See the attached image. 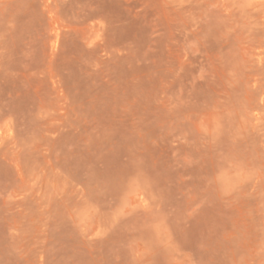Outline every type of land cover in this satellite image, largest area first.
Returning a JSON list of instances; mask_svg holds the SVG:
<instances>
[{
  "label": "rangeland",
  "instance_id": "1",
  "mask_svg": "<svg viewBox=\"0 0 264 264\" xmlns=\"http://www.w3.org/2000/svg\"><path fill=\"white\" fill-rule=\"evenodd\" d=\"M0 264H264V0H0Z\"/></svg>",
  "mask_w": 264,
  "mask_h": 264
}]
</instances>
